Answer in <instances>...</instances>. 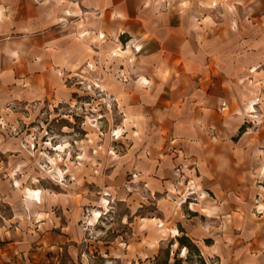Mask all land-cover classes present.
<instances>
[{"label":"crops","instance_id":"0c3cea01","mask_svg":"<svg viewBox=\"0 0 264 264\" xmlns=\"http://www.w3.org/2000/svg\"><path fill=\"white\" fill-rule=\"evenodd\" d=\"M263 65L264 0H0V204L9 176L38 168L28 141L9 131L96 92L124 114L117 175L130 173L129 194L156 204L135 219L143 238L134 257H154L186 234L219 264H243V236H253L244 215L264 176V90L245 83ZM76 202L41 190L29 209L36 217L13 213L15 224L71 230L49 229L32 252L0 212V264H50L48 250L79 241L78 221L50 216L61 203L73 218Z\"/></svg>","mask_w":264,"mask_h":264},{"label":"rangeland","instance_id":"374dc122","mask_svg":"<svg viewBox=\"0 0 264 264\" xmlns=\"http://www.w3.org/2000/svg\"><path fill=\"white\" fill-rule=\"evenodd\" d=\"M256 67L252 66L250 71H256ZM260 71L257 78L247 77L245 84L259 85L264 90V70ZM123 115L113 104L101 101L96 92L85 95L78 92L74 99L60 102L53 110L41 111L38 116L32 115L20 129L9 131V135L20 134L28 141V154L36 157L38 168L23 173L18 181L7 178L8 193L5 202L0 204L2 217L8 218L6 232H16L18 225V233L24 237L22 249L29 252L35 251L49 229L56 234L70 235V228L61 225L40 228L32 218L26 225L10 220L15 211L22 212L20 219L24 221L31 215L36 217L29 209L41 198V190H45L77 200L73 218L64 213L61 203L52 206L50 216H55L61 224L69 219L78 221L82 231L79 241L60 243L48 250L50 264H204L205 261L219 264L217 256L210 257L190 241H186L188 247H182L175 238L166 241L154 257L142 256L143 247L139 244L138 251L142 255L134 257V242L143 238V225L136 226L135 219L142 221L140 216L156 213V204L142 192L129 194L130 173L120 171L117 175L122 165L117 154L126 150L128 140L122 125ZM261 149L264 153V147ZM257 179L263 187L261 194L253 197L251 210L244 215L252 219L248 227L253 229V236H243L247 245L243 264H264L262 173ZM13 187H17V191H11ZM68 205L74 207L71 201ZM245 228L243 226V232Z\"/></svg>","mask_w":264,"mask_h":264},{"label":"trees","instance_id":"16d2710c","mask_svg":"<svg viewBox=\"0 0 264 264\" xmlns=\"http://www.w3.org/2000/svg\"><path fill=\"white\" fill-rule=\"evenodd\" d=\"M177 240L182 245V247L183 246L184 247H188V244H186V241H190L196 248H198V246L196 245V243L189 236H187L186 234H183V235L179 236L177 238Z\"/></svg>","mask_w":264,"mask_h":264}]
</instances>
